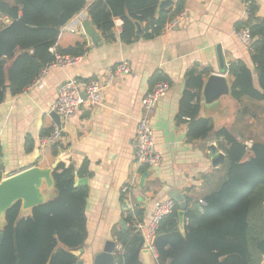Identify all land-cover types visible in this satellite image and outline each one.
Returning a JSON list of instances; mask_svg holds the SVG:
<instances>
[{"label":"crops","instance_id":"0c3cea01","mask_svg":"<svg viewBox=\"0 0 264 264\" xmlns=\"http://www.w3.org/2000/svg\"><path fill=\"white\" fill-rule=\"evenodd\" d=\"M245 1L183 0L186 17L177 29L149 39L137 36L130 43L120 39L119 19L114 20L113 39L105 40L83 10L60 29L55 46L67 49L84 45V54L77 57L79 62L49 69L17 96L6 93L0 104V181L32 167L54 169L62 163L78 172L86 166L87 174L75 177V181H85L88 188L87 238L77 250L81 254L77 256V251L74 252L82 264H93L94 257L108 241L115 243V255L120 249L118 239L130 226L125 222L127 214L134 208L143 210L144 223L153 202L167 199L171 191L179 192L185 200L190 198L192 207L217 191L224 181L225 141L188 142V119L177 122V115L188 71L209 70L203 78V87L210 75L220 74L217 47L224 68L234 61L243 62L252 71L254 88L259 89L250 51L235 35V25L247 18ZM250 1L256 8L255 17L264 19V0ZM76 18L79 25H73ZM84 20L100 36L99 44H93L84 34L81 27ZM123 62L128 64L129 74L114 79L102 92L100 105L91 109L83 103L79 113L64 123L63 139L56 148H41L38 139L55 124L50 113L60 86L69 80L103 81L109 71ZM221 75L230 89L233 78L227 72ZM157 78L167 81L170 88L151 115L154 142L162 162L159 168L149 171L138 168L134 162V138L142 113L141 99L159 81ZM203 87L199 117L210 119L215 132L227 130L244 144L247 156L253 144H264V102L247 97L235 100L228 94L205 104ZM26 137L33 141L30 152L25 150ZM211 144L224 154V162L218 167H213L208 156ZM145 173L147 177L141 184ZM134 177L136 186L128 195L123 194L122 188ZM51 194L55 196L54 189ZM179 230L183 232L184 225ZM139 257L143 264H156V256L150 252H140Z\"/></svg>","mask_w":264,"mask_h":264},{"label":"trees","instance_id":"16d2710c","mask_svg":"<svg viewBox=\"0 0 264 264\" xmlns=\"http://www.w3.org/2000/svg\"><path fill=\"white\" fill-rule=\"evenodd\" d=\"M158 2L0 0V104L7 92L14 97L33 84L54 59L50 50L56 46L60 29L81 11H87L105 40L113 39L114 20L119 19L120 39L130 43L137 38L135 23L141 25L143 37L153 38L184 9L183 0H174L171 8L157 13ZM255 12L251 2L246 20L235 28L249 30L250 60L259 89L254 88L252 71L243 62L229 63L225 72L233 78L229 89L233 99L247 97L264 102V19H257ZM56 51L62 56L78 57L84 54V45ZM209 73L208 69L188 71L177 122L188 119V142L225 141L226 177L217 191L203 198L204 206L197 202L189 207L191 200L186 198L183 232L178 228L175 202L174 211L163 218L154 240L156 264H262L264 259V144H253L247 156L242 142L225 129L215 132L210 119L199 117L203 78ZM32 147V139L26 137V152ZM86 174V166L76 172L72 166L59 163L52 171L53 199L25 216L20 213V203L7 211L0 264L77 263L74 252L83 247L87 238L88 188L76 185L75 177ZM125 222L130 226L118 239L116 264H143L139 257L143 238L133 228L134 222H143V210L129 211Z\"/></svg>","mask_w":264,"mask_h":264},{"label":"built area","instance_id":"2783aa9c","mask_svg":"<svg viewBox=\"0 0 264 264\" xmlns=\"http://www.w3.org/2000/svg\"><path fill=\"white\" fill-rule=\"evenodd\" d=\"M251 5L250 0L245 1V13L248 16L249 8ZM186 17L184 10L176 13L169 22L164 24L159 31V34H166L178 28L179 24L183 22ZM80 20H74L73 25H79ZM151 33V31H148ZM235 35L241 45L250 51L251 37L249 30L243 28L237 30ZM53 54V61L42 69L38 80L43 74L52 68H66L79 62L80 58L71 56H62L57 53L56 47L51 50ZM129 66L123 62L109 71L103 81L89 80V81H76L69 80L65 82L58 89V96L53 105V112L58 116L60 125L54 124L52 130L41 136L38 139V145L41 148L50 147L59 144L63 139L64 123L75 117L84 103L88 108H96L100 105L102 92L109 88L114 79L118 76L129 74ZM170 85L165 80L157 81L152 89L148 91L141 99L142 113L137 122L135 138H134V162L138 168L144 167L149 171L159 168L162 162L161 155L157 152L154 136L151 129V115L158 104V102L166 96ZM136 186L135 177L132 178L127 185L122 188V193L128 195L130 190ZM202 206L205 205L203 200L199 201ZM175 209V201L167 198L163 200H156L152 204L151 212L146 222H134L133 228L139 232L143 238L146 249L156 256L154 247V240L160 227V223L166 216L170 215Z\"/></svg>","mask_w":264,"mask_h":264},{"label":"water","instance_id":"95a60500","mask_svg":"<svg viewBox=\"0 0 264 264\" xmlns=\"http://www.w3.org/2000/svg\"><path fill=\"white\" fill-rule=\"evenodd\" d=\"M174 4V0H159L157 13H160L168 8H171ZM84 34L91 40L93 44L100 43V36L93 28L88 20H84L81 24ZM136 36H142L143 30L139 23H135ZM218 50V62L220 74L210 75L203 87V100L205 104H212L217 101L220 96L229 94V86L224 78L225 72L224 61L220 48ZM50 117L56 125H60L58 116L54 113H50ZM208 156L212 162L213 167H218L224 162V154L219 152L214 144H211L207 148ZM53 169H41L39 167H32L24 170L20 173L12 175L2 181H0V244L3 238V228L5 225V215L7 211L12 208L16 203H20V213L25 216L30 213L32 209L37 206L45 204L47 201L54 198L52 196V190L54 189V183L52 179ZM145 173L141 179V184L146 179ZM76 185H84L85 181H75ZM44 186V189H42ZM168 198L174 200L177 204V220L179 228L183 230L184 225V213L187 207L185 198L179 194V192L173 190L169 193ZM126 204V202H124ZM124 226V223L121 224ZM115 243L106 242L101 253L97 254L93 259V264H115ZM149 251L144 246L141 253H148ZM81 254V250L77 251ZM76 264H82L81 261H77ZM262 264H264V259Z\"/></svg>","mask_w":264,"mask_h":264}]
</instances>
